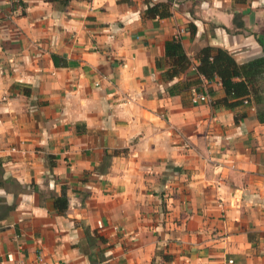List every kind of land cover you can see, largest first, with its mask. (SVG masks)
<instances>
[{"label":"crops","instance_id":"0c3cea01","mask_svg":"<svg viewBox=\"0 0 264 264\" xmlns=\"http://www.w3.org/2000/svg\"><path fill=\"white\" fill-rule=\"evenodd\" d=\"M150 1L0 0V264H264V122L195 68L262 55L264 0Z\"/></svg>","mask_w":264,"mask_h":264},{"label":"trees","instance_id":"16d2710c","mask_svg":"<svg viewBox=\"0 0 264 264\" xmlns=\"http://www.w3.org/2000/svg\"><path fill=\"white\" fill-rule=\"evenodd\" d=\"M67 1L61 0L62 4ZM144 3L145 16L166 15L165 3H152L150 0H144ZM189 30L190 32L194 30L193 25H189ZM163 48L164 57L168 60L169 66L160 75L164 80H171L184 72L190 60L185 55L178 37L165 40ZM195 55L198 60L195 67L198 74L207 81L215 80L220 84L223 96L215 99V104L232 110L234 121L245 116L246 110L253 106L257 121L264 122V108L257 106L264 101V88L261 85L264 79V49L262 55L245 62H237L227 50L220 47H201ZM181 90L178 81L167 87V92L170 94ZM51 204L56 213H64L67 207L66 195L64 193L54 195ZM83 231L88 240L95 235L87 226L83 227ZM98 238L102 240V237L98 236Z\"/></svg>","mask_w":264,"mask_h":264},{"label":"built area","instance_id":"2783aa9c","mask_svg":"<svg viewBox=\"0 0 264 264\" xmlns=\"http://www.w3.org/2000/svg\"><path fill=\"white\" fill-rule=\"evenodd\" d=\"M206 100V95L205 94H203V93H198V94H194V95H192L191 97H190V102L192 103V104H196V103H198V102H203V101H205ZM40 261H41V259H37V262L38 263H40ZM228 262H230V260H228ZM21 264H30V263H28V262H23V263H21Z\"/></svg>","mask_w":264,"mask_h":264},{"label":"rangeland","instance_id":"374dc122","mask_svg":"<svg viewBox=\"0 0 264 264\" xmlns=\"http://www.w3.org/2000/svg\"><path fill=\"white\" fill-rule=\"evenodd\" d=\"M16 4V3H15Z\"/></svg>","mask_w":264,"mask_h":264}]
</instances>
